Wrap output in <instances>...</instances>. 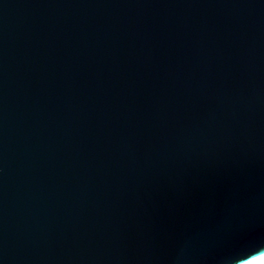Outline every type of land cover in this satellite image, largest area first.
<instances>
[{"label": "water", "instance_id": "95a60500", "mask_svg": "<svg viewBox=\"0 0 264 264\" xmlns=\"http://www.w3.org/2000/svg\"><path fill=\"white\" fill-rule=\"evenodd\" d=\"M264 0H0V264H260Z\"/></svg>", "mask_w": 264, "mask_h": 264}, {"label": "snow or ice", "instance_id": "6c2138e0", "mask_svg": "<svg viewBox=\"0 0 264 264\" xmlns=\"http://www.w3.org/2000/svg\"><path fill=\"white\" fill-rule=\"evenodd\" d=\"M257 257H261L260 264H264V251H262Z\"/></svg>", "mask_w": 264, "mask_h": 264}]
</instances>
